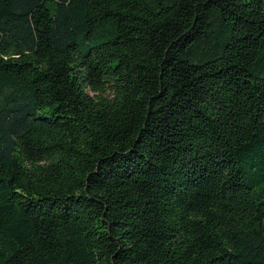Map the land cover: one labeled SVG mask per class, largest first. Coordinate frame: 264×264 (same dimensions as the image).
<instances>
[{"label":"trees","instance_id":"1","mask_svg":"<svg viewBox=\"0 0 264 264\" xmlns=\"http://www.w3.org/2000/svg\"><path fill=\"white\" fill-rule=\"evenodd\" d=\"M0 264H264V0H0Z\"/></svg>","mask_w":264,"mask_h":264}]
</instances>
